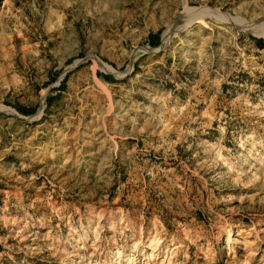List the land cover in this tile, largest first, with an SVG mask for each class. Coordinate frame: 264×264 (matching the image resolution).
<instances>
[{"label": "rangeland", "instance_id": "1", "mask_svg": "<svg viewBox=\"0 0 264 264\" xmlns=\"http://www.w3.org/2000/svg\"><path fill=\"white\" fill-rule=\"evenodd\" d=\"M257 29L264 0H0V264H264Z\"/></svg>", "mask_w": 264, "mask_h": 264}, {"label": "trees", "instance_id": "2", "mask_svg": "<svg viewBox=\"0 0 264 264\" xmlns=\"http://www.w3.org/2000/svg\"><path fill=\"white\" fill-rule=\"evenodd\" d=\"M258 43H259V46H260V47H263V41H262V40H259ZM106 78H107V79H112L111 76H106Z\"/></svg>", "mask_w": 264, "mask_h": 264}, {"label": "bare ground", "instance_id": "3", "mask_svg": "<svg viewBox=\"0 0 264 264\" xmlns=\"http://www.w3.org/2000/svg\"><path fill=\"white\" fill-rule=\"evenodd\" d=\"M256 32L258 33V34H264V31H262V30H256Z\"/></svg>", "mask_w": 264, "mask_h": 264}]
</instances>
